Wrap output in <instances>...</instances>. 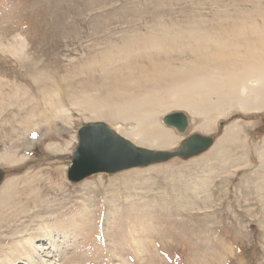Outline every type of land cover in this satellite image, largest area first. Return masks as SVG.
<instances>
[{"label": "rangeland", "instance_id": "rangeland-1", "mask_svg": "<svg viewBox=\"0 0 264 264\" xmlns=\"http://www.w3.org/2000/svg\"><path fill=\"white\" fill-rule=\"evenodd\" d=\"M263 23L264 0H0V264H264ZM177 110L208 150L68 181L84 124L173 150Z\"/></svg>", "mask_w": 264, "mask_h": 264}, {"label": "water", "instance_id": "water-1", "mask_svg": "<svg viewBox=\"0 0 264 264\" xmlns=\"http://www.w3.org/2000/svg\"><path fill=\"white\" fill-rule=\"evenodd\" d=\"M160 121L183 137L173 150H155L135 145L104 122L84 124L77 131V144L71 151L66 172L68 181L76 183L94 174H115L130 168L164 163L173 158L188 160L208 150L214 142L213 136L188 134L190 117L184 111L165 113ZM4 176L5 172L0 169V183Z\"/></svg>", "mask_w": 264, "mask_h": 264}, {"label": "bare ground", "instance_id": "bare-ground-1", "mask_svg": "<svg viewBox=\"0 0 264 264\" xmlns=\"http://www.w3.org/2000/svg\"><path fill=\"white\" fill-rule=\"evenodd\" d=\"M264 24V23H263ZM260 33V32H259ZM260 38H264V37H260ZM210 40V39H209ZM263 40V39H262ZM255 46V45H254ZM161 48V47H160ZM263 64V63H262ZM261 67V66H260ZM262 68V67H261ZM264 81V80H263ZM208 86V85H207ZM204 87V86H203ZM210 87H208L207 88V90L209 89ZM263 88V87H262ZM212 90V89H211ZM253 91H255V90H253ZM252 90H250L247 94H249V95H251V96H254V97H256V95H257V93L256 92H253ZM206 92V91H205ZM256 93V94H255ZM249 95L248 96H246V98H240V100H242L243 102H244V104H245V102H247V101H249L248 100V98L247 97H249ZM258 96V95H257ZM208 97H209V95H208ZM156 101V100H155ZM193 101V100H192ZM222 101V100H221ZM217 102H219V100H217ZM150 103V102H149ZM162 103V102H161ZM220 103V102H219ZM242 103V102H241ZM152 104V103H151ZM145 105V104H144ZM212 105H214V103L212 104ZM56 106L57 107H55V109L56 108H58V104H56ZM148 106V105H147ZM221 106V105H220ZM243 106V105H242ZM53 107V106H52ZM144 107V106H143ZM197 107V106H196ZM248 107H249V104H248ZM60 108H61V106H60ZM59 108V109H60ZM140 108H142V107H140ZM54 109V108H53ZM133 109V108H132ZM144 109V108H143ZM147 109V108H146ZM150 109H151V107H150ZM58 110V109H57ZM148 110V109H147ZM194 110V109H193ZM134 111V110H133ZM146 111V110H145ZM139 112V111H138ZM55 114V113H54ZM133 114V113H132ZM146 114H147V112H146ZM38 115V114H37ZM148 116V115H147ZM156 119V118H155ZM145 123V122H144ZM151 123V122H150ZM153 123V122H152ZM151 123V124H152ZM153 129L155 130V128L153 127ZM156 129H158V128H156ZM156 131V130H155ZM163 132V131H162ZM231 132H233V131H231ZM230 132V133H231ZM151 133V132H150ZM154 133V132H153ZM156 133V132H155ZM154 133V134H155ZM164 133H166V132H164ZM136 135H139V132H136ZM135 135V136H136ZM160 135H162V133L160 134ZM231 135V134H230ZM165 136H166V134H165ZM167 136H169L168 134H167ZM166 136V137H167ZM157 137H158V135H157ZM161 137V136H160ZM171 138V137H170ZM167 139V138H166ZM150 140V139H149ZM162 140V139H161ZM160 140V141H161ZM169 140V139H168ZM145 141V140H144ZM157 138H154V139H151L150 141H148V144H154L155 146H165V145H171L173 142H174V140L173 139H171V141H168V142H164V140L162 141V142H160ZM136 145V144H135ZM212 146V145H211ZM154 165V164H153ZM41 180V179H40ZM42 184V183H41ZM44 190H46V189H44ZM48 192V191H47ZM42 198V194H41V191H39L38 189L37 190H35V193H34V195L33 196H31V198L30 199H32V200H37V199H41ZM43 199V198H42ZM28 201V200H27ZM50 241V240H49ZM52 244V246H54L55 245V243L54 242H51ZM37 246H40V248L41 249H47V247L45 246V245H37ZM39 252V251H38ZM47 252H49V251H46V253ZM37 263L36 261H31V263Z\"/></svg>", "mask_w": 264, "mask_h": 264}]
</instances>
